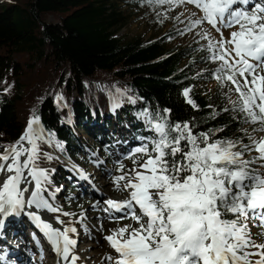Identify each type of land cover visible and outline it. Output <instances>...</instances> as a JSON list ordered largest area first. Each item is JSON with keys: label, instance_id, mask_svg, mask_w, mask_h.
I'll return each instance as SVG.
<instances>
[{"label": "snow or ice", "instance_id": "6c2138e0", "mask_svg": "<svg viewBox=\"0 0 264 264\" xmlns=\"http://www.w3.org/2000/svg\"><path fill=\"white\" fill-rule=\"evenodd\" d=\"M145 2L191 4L202 13L187 30L206 23L218 33L219 39L210 31L201 35L208 41L209 59L218 63L213 78L236 94V100L228 99L243 114V123L258 125L253 132L264 133V0ZM231 28L236 30L225 37L224 30ZM190 91L183 95L197 108ZM139 115L154 138H143L126 157L131 168L119 162L121 174L113 183L128 197L105 201V211L123 213L117 219L130 218L137 226L126 224L105 237L116 254L106 259L111 264H264V243L254 239L249 227L251 220L264 228V135H248L249 143L213 139L215 133H194L190 122L171 121L170 109L163 114L145 109ZM41 142L53 143L54 135L45 133L33 113L25 132L0 152V228L5 218L25 213L62 264H77V228L61 219L74 213L53 203L59 189L48 187L50 173L38 164ZM56 146L63 148L59 142ZM41 211L54 215L46 220Z\"/></svg>", "mask_w": 264, "mask_h": 264}, {"label": "trees", "instance_id": "16d2710c", "mask_svg": "<svg viewBox=\"0 0 264 264\" xmlns=\"http://www.w3.org/2000/svg\"><path fill=\"white\" fill-rule=\"evenodd\" d=\"M148 4L0 0V152L17 141L33 113L46 134L54 135L53 143L40 144L45 164L77 153L81 139L72 126L75 121L88 131L103 122L114 133L130 126L135 135L154 138L139 115L145 109L161 114L170 109V120L194 124V133L249 143L251 124L243 123V114L225 103L224 93L206 95L193 88L190 98L198 107L186 102L184 89L208 73L194 67L198 58L193 44L171 45V30L147 38L115 35L132 12ZM48 15L56 21H47ZM111 102L119 104L115 114Z\"/></svg>", "mask_w": 264, "mask_h": 264}, {"label": "rangeland", "instance_id": "374dc122", "mask_svg": "<svg viewBox=\"0 0 264 264\" xmlns=\"http://www.w3.org/2000/svg\"><path fill=\"white\" fill-rule=\"evenodd\" d=\"M256 2H261V0H256ZM193 13H196V15H192ZM201 15L202 13L191 4H183L175 7L168 4H148L132 12L127 22L117 30L115 35L121 39H126L137 34L147 38L171 30L174 34H171L170 44L179 47L193 44L196 47L194 54L198 58V60L194 61V67L199 72H208L195 85H191L185 89L195 88L206 95H214L221 92L225 94V103L231 104L228 97L231 96L232 100H236L237 96L234 92H229L227 87L222 88L220 83L213 78V73L216 71L218 63H213L209 59L210 53L207 50L208 41L201 39L203 31H210L213 37L219 39L218 33L206 23L193 28L191 31L187 30L190 21L199 18ZM46 20L56 21L52 15H48ZM235 30L236 28L225 29L224 36L228 37L229 33ZM97 86L102 88V82L98 81ZM109 105L111 108L116 107L114 102H111ZM117 106L119 107V104ZM28 121L21 135L25 132ZM75 123L76 121L72 126L81 139L80 145L76 148L77 153H68V158H62L60 163L54 164H45L40 158L38 164L50 173L52 183L48 187L59 189L55 193L53 203L61 207L64 211L74 213L71 217L61 216V219L70 221L72 226L77 228L75 237L77 239L76 249L82 252V260L86 261L89 258L92 263L111 264V261H108L106 257L110 255L115 257V252L105 237L110 235L115 229L126 224H133L134 227L137 225L130 218L123 220L117 219L123 213H113L111 216L107 214L109 211H105L108 207L105 201L108 199L124 200L128 197L127 192L116 189L113 183V177L121 174L118 171L119 162L122 161L124 163L125 170L133 166L132 161L126 159V157L135 147L145 142L143 139L145 137L144 135L134 137V131L129 129L130 126L124 127L125 129L122 134L116 132L113 136L112 131H109L103 122L92 125L90 131L76 126ZM145 127L146 131L150 132L147 129L146 123ZM255 127H258V125H250L247 127L249 135H254L257 138L264 135V133L253 132V128ZM107 132L108 136H105ZM130 143L131 146L128 148L127 145ZM40 144L45 143L41 142ZM252 154L257 155L255 152H252ZM23 159L24 157H21V160ZM140 163H143V159L140 160ZM72 170L82 174L86 173L85 175H87L90 184L93 185L94 193L99 192V195L94 197V193L93 195L87 194L88 196L84 193V195L81 194L79 196L80 183H76V180L71 178L70 171ZM74 175L77 176L78 174L74 173ZM59 176L63 179L60 184L57 182V177ZM103 186L109 191L101 192V187ZM48 195L49 193H45V196ZM40 213L44 214V212ZM53 215L50 213L51 217ZM22 217L25 218V216ZM103 223H106L104 224L107 227L105 230L101 228ZM249 227L251 228L254 239L258 243H264V235H261V233H264V228L259 226V221L250 220ZM17 237L22 242L20 236L17 235ZM9 239H12L10 235L7 240ZM21 249L24 250V247H21ZM34 252L32 250L28 256L33 258ZM46 258H49V262H55L57 255L56 253L47 252ZM85 263L88 264V262Z\"/></svg>", "mask_w": 264, "mask_h": 264}, {"label": "bare ground", "instance_id": "6f19581e", "mask_svg": "<svg viewBox=\"0 0 264 264\" xmlns=\"http://www.w3.org/2000/svg\"><path fill=\"white\" fill-rule=\"evenodd\" d=\"M77 174H78L77 175L78 180L76 183H80L79 196H81V194L84 195V193H86V195L87 194L93 195L95 190L92 188V185L87 181L88 179L86 180L83 178V176L86 173L82 175L80 173H77ZM88 184L90 187L88 186ZM102 191L108 192L109 190H107V188L103 186L101 187V192ZM98 195H99V192L94 193V197H97ZM26 211H30V210H26ZM41 212H44V211H41ZM113 213L118 214V212H115L114 210H110L109 213L107 214L111 216ZM40 215L42 218L46 220L52 219V217L50 216V213L44 212V214L40 213ZM22 216H25V218ZM104 224L106 223H103L102 224L103 226L101 227L103 230L107 228L104 226ZM53 226L58 227V225H56L55 223H53ZM9 235L12 239L7 240ZM17 235L20 236V240L22 242L19 241ZM75 237L76 235L74 236V238ZM27 245L29 246V250L31 248L36 251L35 256H38V253H40L38 263L62 264L61 257L57 254H56L57 260L55 262H49L50 261L49 258H46L47 252L54 253V251L52 247L50 246L49 242L47 241L46 237L40 230V228L36 225V223L31 219L30 216L26 215L25 213L23 214L21 213V215L19 216H10V217L5 218L3 227L0 228V253H1L0 259H4V261H6V259H8L9 256L11 257L12 255H15V257H19V258L25 255L28 256V252L21 249V247L25 248V246ZM75 251H76V254L80 257V260H78L77 264H87L85 262H88V264H96L95 262L92 263L89 260V258H87L86 261L82 260V257H81L82 252L76 248H75ZM10 253L12 254L10 255ZM2 255H4L5 257H3ZM64 264H66V262H64Z\"/></svg>", "mask_w": 264, "mask_h": 264}]
</instances>
